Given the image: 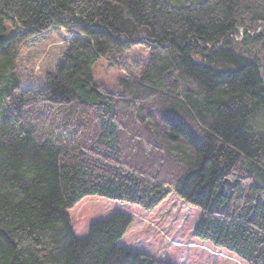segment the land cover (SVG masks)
<instances>
[{"label":"trees","instance_id":"obj_1","mask_svg":"<svg viewBox=\"0 0 264 264\" xmlns=\"http://www.w3.org/2000/svg\"><path fill=\"white\" fill-rule=\"evenodd\" d=\"M54 27L71 34L63 58L24 88L20 50ZM0 31V264H171L118 244L128 214L78 238L68 213L87 196L152 211L171 192L202 209L198 237L264 264V131L251 124L264 0H0ZM137 44L148 62L121 91L94 81L98 58Z\"/></svg>","mask_w":264,"mask_h":264},{"label":"rangeland","instance_id":"obj_2","mask_svg":"<svg viewBox=\"0 0 264 264\" xmlns=\"http://www.w3.org/2000/svg\"><path fill=\"white\" fill-rule=\"evenodd\" d=\"M7 28L8 35L16 31L10 22H7ZM70 36L66 29L54 27L20 50L16 71L24 88L44 87L45 75L53 71L63 58L62 51ZM149 53V48L137 44L121 55L98 58L93 65L94 81L106 85L112 91H121L119 78L129 73L139 75L140 64L135 61L147 63ZM125 61L127 65L123 64ZM251 124L254 130L264 131V106L252 118ZM116 212L133 218V223L118 241L121 246L148 253L171 264H249L235 252L198 237L196 227L202 209L189 204L175 192H171L152 211L137 204L100 196H87L68 210L72 230L78 238L89 235L93 222L108 220ZM220 252L223 255H218Z\"/></svg>","mask_w":264,"mask_h":264},{"label":"water","instance_id":"obj_3","mask_svg":"<svg viewBox=\"0 0 264 264\" xmlns=\"http://www.w3.org/2000/svg\"><path fill=\"white\" fill-rule=\"evenodd\" d=\"M5 38L6 37H5L4 33H2L0 31V43H2L5 40ZM261 72H262V81H263V86H264V65L261 68Z\"/></svg>","mask_w":264,"mask_h":264}]
</instances>
